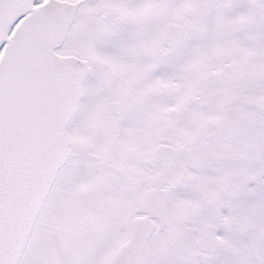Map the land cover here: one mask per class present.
Here are the masks:
<instances>
[{"label":"snow or ice","instance_id":"6c2138e0","mask_svg":"<svg viewBox=\"0 0 264 264\" xmlns=\"http://www.w3.org/2000/svg\"><path fill=\"white\" fill-rule=\"evenodd\" d=\"M0 264H264V0H0Z\"/></svg>","mask_w":264,"mask_h":264}]
</instances>
